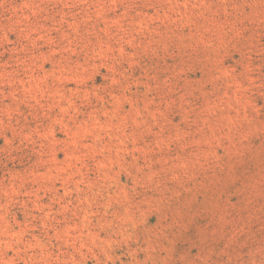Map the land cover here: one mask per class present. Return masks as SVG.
Listing matches in <instances>:
<instances>
[{"label": "rangeland", "instance_id": "1", "mask_svg": "<svg viewBox=\"0 0 264 264\" xmlns=\"http://www.w3.org/2000/svg\"><path fill=\"white\" fill-rule=\"evenodd\" d=\"M0 264H264V0H0Z\"/></svg>", "mask_w": 264, "mask_h": 264}]
</instances>
